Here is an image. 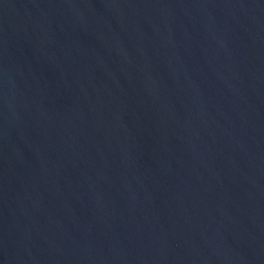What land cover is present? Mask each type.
<instances>
[{"label":"water","instance_id":"obj_1","mask_svg":"<svg viewBox=\"0 0 264 264\" xmlns=\"http://www.w3.org/2000/svg\"><path fill=\"white\" fill-rule=\"evenodd\" d=\"M0 264H264V0H0Z\"/></svg>","mask_w":264,"mask_h":264}]
</instances>
